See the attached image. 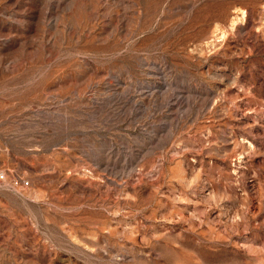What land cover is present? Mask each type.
I'll use <instances>...</instances> for the list:
<instances>
[{"label":"rangeland","instance_id":"374dc122","mask_svg":"<svg viewBox=\"0 0 264 264\" xmlns=\"http://www.w3.org/2000/svg\"><path fill=\"white\" fill-rule=\"evenodd\" d=\"M0 173V264H264V0H0Z\"/></svg>","mask_w":264,"mask_h":264},{"label":"built area","instance_id":"2783aa9c","mask_svg":"<svg viewBox=\"0 0 264 264\" xmlns=\"http://www.w3.org/2000/svg\"><path fill=\"white\" fill-rule=\"evenodd\" d=\"M2 178H4V174L3 173H0V179H2ZM19 183V181H16V184H18ZM20 183L23 185V184H28V181H20Z\"/></svg>","mask_w":264,"mask_h":264}]
</instances>
